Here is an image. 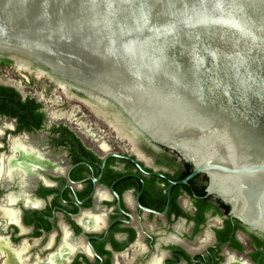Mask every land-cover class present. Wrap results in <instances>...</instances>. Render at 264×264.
Masks as SVG:
<instances>
[{
  "label": "flooded vegetation",
  "instance_id": "af4514ba",
  "mask_svg": "<svg viewBox=\"0 0 264 264\" xmlns=\"http://www.w3.org/2000/svg\"><path fill=\"white\" fill-rule=\"evenodd\" d=\"M193 169L114 101L0 52V264H264V231Z\"/></svg>",
  "mask_w": 264,
  "mask_h": 264
},
{
  "label": "water",
  "instance_id": "95a60500",
  "mask_svg": "<svg viewBox=\"0 0 264 264\" xmlns=\"http://www.w3.org/2000/svg\"><path fill=\"white\" fill-rule=\"evenodd\" d=\"M0 52L114 101L264 231V0H0Z\"/></svg>",
  "mask_w": 264,
  "mask_h": 264
},
{
  "label": "bare ground",
  "instance_id": "6f19581e",
  "mask_svg": "<svg viewBox=\"0 0 264 264\" xmlns=\"http://www.w3.org/2000/svg\"><path fill=\"white\" fill-rule=\"evenodd\" d=\"M19 63V62H18ZM99 104V103H98Z\"/></svg>",
  "mask_w": 264,
  "mask_h": 264
}]
</instances>
